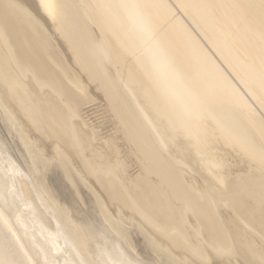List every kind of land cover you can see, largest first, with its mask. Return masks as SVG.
I'll return each instance as SVG.
<instances>
[{"label":"bare ground","instance_id":"6f19581e","mask_svg":"<svg viewBox=\"0 0 264 264\" xmlns=\"http://www.w3.org/2000/svg\"><path fill=\"white\" fill-rule=\"evenodd\" d=\"M75 258L264 264V0H0V264Z\"/></svg>","mask_w":264,"mask_h":264},{"label":"rangeland","instance_id":"374dc122","mask_svg":"<svg viewBox=\"0 0 264 264\" xmlns=\"http://www.w3.org/2000/svg\"><path fill=\"white\" fill-rule=\"evenodd\" d=\"M12 183H15V180L12 181ZM11 203L14 204L15 206L19 205V207L30 208L31 206V201L30 200L26 201L22 193H18L17 196L15 195V193H12ZM60 254L63 256H66V255H69L70 253L68 252V249L65 246L61 245L58 251V256ZM75 262L80 264L77 258H75Z\"/></svg>","mask_w":264,"mask_h":264}]
</instances>
